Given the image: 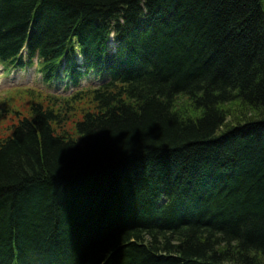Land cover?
<instances>
[{
    "label": "trees",
    "instance_id": "1",
    "mask_svg": "<svg viewBox=\"0 0 264 264\" xmlns=\"http://www.w3.org/2000/svg\"><path fill=\"white\" fill-rule=\"evenodd\" d=\"M72 36L108 81L67 100L93 106L74 137L35 104L0 140V262L79 234L74 264H264V0H0L2 63L28 41L61 75ZM181 91L186 121L159 99Z\"/></svg>",
    "mask_w": 264,
    "mask_h": 264
},
{
    "label": "rangeland",
    "instance_id": "2",
    "mask_svg": "<svg viewBox=\"0 0 264 264\" xmlns=\"http://www.w3.org/2000/svg\"><path fill=\"white\" fill-rule=\"evenodd\" d=\"M144 15L147 17L148 12ZM112 36V39L116 41L114 34ZM72 38L76 39L74 38V36H72ZM77 43L81 44V40L80 43ZM114 47L116 46L114 45ZM77 48L78 46L74 49V52L78 50ZM105 51H107V49ZM110 53H113L112 56L116 57L115 50H110ZM39 78L40 75L37 72V68L31 69L30 71H16L15 74L6 76L2 71V67H0V140L5 138L12 132L13 128L21 118L28 117L29 110L33 102L40 101L47 104V106H55V109H60L64 106V103L62 101L57 103V101H55L54 99L48 100L44 98L45 95L39 92L44 91L39 89L40 86H42ZM14 82H21L39 88H29L27 86H24V84H21L22 86L16 88L10 87L11 85H16L13 84ZM31 89L34 91H30ZM44 93L47 94L45 91ZM92 109L93 106L91 104V99H85L82 102L74 103V105H71L70 109L63 114V122L60 127H56V130L59 133H66L68 137H74L76 133V122H78V120L82 118L85 112ZM231 113L235 117H229V120L238 119V114H241L240 110L238 109L231 110ZM43 263L44 262H36L32 264Z\"/></svg>",
    "mask_w": 264,
    "mask_h": 264
},
{
    "label": "bare ground",
    "instance_id": "3",
    "mask_svg": "<svg viewBox=\"0 0 264 264\" xmlns=\"http://www.w3.org/2000/svg\"><path fill=\"white\" fill-rule=\"evenodd\" d=\"M112 33H113V31H111V34ZM74 38H76V36H74ZM112 40H113V42H112ZM114 45L116 46V43H115L114 39L111 38V40L108 42V48H110V50H112V51L115 50L117 56H121L122 52H120V54H119L118 53V47H114ZM67 46L70 49L74 50L77 46L79 47V44L77 42H75V39H73L71 37L68 40V45ZM123 59L132 60L133 57H131V59H130L128 56H124ZM135 61L136 62L140 61V59H136ZM140 71H142V70H140ZM107 72H108L109 75L111 74L110 70H107ZM247 108H249V109H245L246 111L244 112V114H246L247 111L255 110V109H253L251 107H248V106H247ZM247 115H248V117H250L249 113ZM258 117H257L258 119H255V121H257V120H259V122L264 121V114L263 115H259ZM244 119H246V117ZM249 121L250 120H248V122ZM243 122H247V120H244ZM238 125H242V124H235L234 126H232V125L231 126H228V125L222 126L220 128L221 129L220 131H222V133H218L215 137L219 138V136H223L227 131H229L230 128H232V130L237 129ZM233 127H236V128H233ZM143 211H144V213L146 215L150 213V211L147 208H144ZM78 235L79 234H76V235L75 234H71V235H68L67 238H65L64 234H62L60 236V238L62 239L61 241H62V244L64 245V248L61 249V248H55L54 247V249L50 252V257L53 259V261H55V264H66L70 260L69 258H74L76 256V254H77L76 250H77L78 244L80 245V242H81L80 240H82V238L80 239V237H78ZM2 264H6V261L2 262ZM10 264H12V263H10Z\"/></svg>",
    "mask_w": 264,
    "mask_h": 264
},
{
    "label": "clouds",
    "instance_id": "4",
    "mask_svg": "<svg viewBox=\"0 0 264 264\" xmlns=\"http://www.w3.org/2000/svg\"><path fill=\"white\" fill-rule=\"evenodd\" d=\"M197 94L202 96L203 92ZM159 99L168 106V112L179 120L186 121L199 115L198 112L194 111V99L187 91L176 93L171 99L168 96H160ZM250 254L257 255V249L253 247Z\"/></svg>",
    "mask_w": 264,
    "mask_h": 264
}]
</instances>
